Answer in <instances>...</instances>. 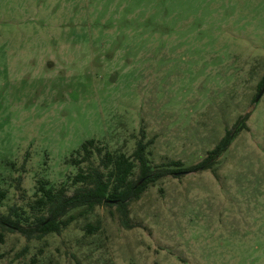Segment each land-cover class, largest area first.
Instances as JSON below:
<instances>
[{
	"label": "rangeland",
	"instance_id": "374dc122",
	"mask_svg": "<svg viewBox=\"0 0 264 264\" xmlns=\"http://www.w3.org/2000/svg\"><path fill=\"white\" fill-rule=\"evenodd\" d=\"M263 78L264 0H0V213L24 225L41 180L83 186L86 140L190 166L246 122L212 169L131 201L132 227L110 205L41 239L0 227V264H264Z\"/></svg>",
	"mask_w": 264,
	"mask_h": 264
},
{
	"label": "trees",
	"instance_id": "16d2710c",
	"mask_svg": "<svg viewBox=\"0 0 264 264\" xmlns=\"http://www.w3.org/2000/svg\"><path fill=\"white\" fill-rule=\"evenodd\" d=\"M264 87V78L260 82ZM246 127V122L241 116L231 129H227L224 136L211 149L207 156L200 162L185 166L181 160H172L166 164L152 166L147 155L148 143L140 139L132 155L125 153L114 154L96 144L95 139L86 140L81 150L84 156L77 163L88 161L86 170H81L73 179L74 183H83L72 194H68L66 187L55 188L48 181L41 180L38 186L40 196L35 204L43 210L27 225L22 223L19 208L13 206L8 213H0V227L4 231L20 232L25 237L41 239L49 233H61L70 225L77 214L71 211L84 208L94 210L100 205L117 206L122 214V223L126 227H132L129 223V208L131 201L139 199L143 192L158 180L169 175L176 177L212 169L219 157L230 147L237 134ZM97 153L100 157V166L92 163V156ZM101 166L108 169L105 173ZM138 173L132 178L135 168ZM5 192L0 191V197H5ZM97 229V226L89 224V230ZM4 240V233L0 232V241Z\"/></svg>",
	"mask_w": 264,
	"mask_h": 264
},
{
	"label": "water",
	"instance_id": "95a60500",
	"mask_svg": "<svg viewBox=\"0 0 264 264\" xmlns=\"http://www.w3.org/2000/svg\"><path fill=\"white\" fill-rule=\"evenodd\" d=\"M263 93H264V87L261 89V91H260V93L258 94V96H257V98H256V100H255V102H258V100L261 98V96L263 95Z\"/></svg>",
	"mask_w": 264,
	"mask_h": 264
}]
</instances>
